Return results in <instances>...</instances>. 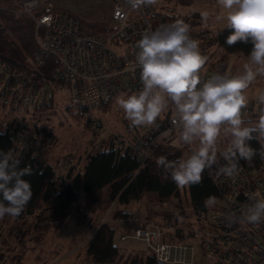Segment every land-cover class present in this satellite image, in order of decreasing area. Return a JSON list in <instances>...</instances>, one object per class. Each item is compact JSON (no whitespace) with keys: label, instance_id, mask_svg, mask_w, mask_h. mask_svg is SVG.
I'll list each match as a JSON object with an SVG mask.
<instances>
[{"label":"built area","instance_id":"built-area-1","mask_svg":"<svg viewBox=\"0 0 264 264\" xmlns=\"http://www.w3.org/2000/svg\"><path fill=\"white\" fill-rule=\"evenodd\" d=\"M7 5L15 6L14 13L34 20L36 41L29 57L32 65L21 66L0 55V132L12 137L14 154L48 150L54 140L52 134L41 136L26 127L23 118L12 121L14 118L5 112L25 116L26 111L49 107L61 96L70 106L95 110L122 92L139 90L136 41L144 31L176 21L165 18L155 5L134 6L132 0H112L108 29L95 36L81 30L78 18L55 11L52 0H0V30ZM213 74L216 73L201 70L204 79ZM254 105L255 97L249 98L250 115ZM173 112L171 106L164 123L130 126L127 133L132 138H121L122 146L144 159L158 136L179 132L171 122ZM74 162L73 154H66L56 166L68 171ZM215 182L222 190L221 208L208 212L204 225L176 229L171 223L145 222L120 239L143 241L166 264H192L198 255L210 258V264H264V223L250 225L228 218L229 214L240 217L241 210L250 203V193L264 198V173L240 167L238 175L216 177ZM175 230L182 231L180 237H174Z\"/></svg>","mask_w":264,"mask_h":264},{"label":"clouds","instance_id":"clouds-1","mask_svg":"<svg viewBox=\"0 0 264 264\" xmlns=\"http://www.w3.org/2000/svg\"><path fill=\"white\" fill-rule=\"evenodd\" d=\"M134 6H151L157 0H132ZM215 19L233 29L226 44L252 45L243 70L216 73L204 79L201 70L208 61L199 41L190 35V25L182 19L146 30L136 41L135 67L139 70V90L122 92L116 103L132 127L154 126L171 105L172 124L179 129V142L189 154L177 159L160 156L156 160L179 188L202 182L203 173L232 178L240 172V161L264 160V143L253 148L251 141H264V90L255 96L251 118L247 90L264 77V0H217ZM207 23L209 12L200 13ZM222 28V29H223ZM223 142L226 146L221 149ZM223 161V163H221ZM13 151H0V219L19 217L31 201L33 174L30 166L20 168ZM240 217L229 214L231 222L244 220L250 225L264 223V198L256 193ZM216 203L215 196L205 206Z\"/></svg>","mask_w":264,"mask_h":264},{"label":"trees","instance_id":"trees-1","mask_svg":"<svg viewBox=\"0 0 264 264\" xmlns=\"http://www.w3.org/2000/svg\"><path fill=\"white\" fill-rule=\"evenodd\" d=\"M14 8L13 5H7V10L2 17L0 55L10 62L29 66L32 65L29 57L36 43L34 20L24 14L14 13L12 11ZM191 14L164 13V17L182 19L188 23L190 34L192 38L199 41L203 55H206L212 46L225 52L245 54L250 52L252 47L250 43L238 42L233 46L226 44V38L233 29L210 27L208 22L205 24L201 21L200 13L194 11ZM68 16L75 17L69 14ZM78 19L84 33L100 36L108 29L106 21ZM212 54L213 51L206 55L208 57L205 64L206 70L222 73L224 56L211 61ZM114 99L97 109L107 107ZM51 108L53 109V105L35 107L30 118H27V113L25 116L21 113L19 116L9 115L14 118L12 121L23 118L25 126L34 129L41 136L52 134L50 115H55L56 118L60 116V121L65 122L71 119L86 125H90L93 120L91 117L93 110L68 104L64 106L61 113ZM39 110L48 111L38 114ZM168 112L166 111V116L160 119L163 123L167 122ZM173 133L174 131H171L155 139L144 159L125 149L121 140L113 136L104 145L88 152L81 166L77 167L74 163L68 171H62L56 164L49 163L46 158L40 156V152H35L33 149L15 154L20 160V168L30 166L32 169L33 174L26 176L25 179L31 182L33 195L19 217L5 216L10 220L7 235L9 238L16 239L15 245H18L17 251L15 249L11 254L13 257L12 260L10 259V264H22V257H24L22 247L26 246V240L40 242L43 234L62 227L66 219H72L75 225L93 222L92 213L98 209H102L103 213L105 207H108L107 210L111 207L109 214L100 222L97 221L95 231L85 243V259L88 264H166L159 261L146 245L144 250L127 249L118 245L114 238L119 230L125 234L145 222L151 223L147 219H139L134 215L129 207L131 202L145 199L162 204L178 196L176 184L170 177L166 179L167 174L156 164L160 156H166L170 160L183 156L182 150L172 141ZM250 143L253 148H259L264 141L258 142L254 139ZM11 148L10 134L0 132V151L8 152ZM240 166L260 172L264 170V160L257 156L251 163L241 160ZM216 177L214 172L210 175L206 170L201 183L187 187L188 203L196 225L205 224L208 213V207L205 206L206 198L209 196H215L218 200L221 198L222 190L215 182ZM105 187L109 190L108 195L103 198ZM163 219L153 223H171L176 226V229L177 227L183 229L184 225L196 226L193 223L179 222L171 213L164 214ZM121 220L123 222L120 223ZM181 234V230L178 232L175 230L174 237L178 238Z\"/></svg>","mask_w":264,"mask_h":264},{"label":"rangeland","instance_id":"rangeland-1","mask_svg":"<svg viewBox=\"0 0 264 264\" xmlns=\"http://www.w3.org/2000/svg\"><path fill=\"white\" fill-rule=\"evenodd\" d=\"M199 1L203 2L204 0H193V3L186 4L185 7H182L180 6L182 3H179V0H157L155 6L163 13H179L184 11V13L190 15L191 12L198 11L195 5L196 2L198 4ZM52 2L55 11L58 13L75 15V17L82 18L86 21H106L108 23L112 14V0H52ZM208 22L210 21L208 20ZM212 51L213 57L210 58L211 61L224 56L222 59L224 64L222 73L231 72L236 74L243 70V64L247 60V54L225 52L216 46H212L210 50L207 51L206 55ZM211 71L215 73V70ZM259 90H264V77L257 78L247 91L256 95ZM116 98L117 97H115L107 107L92 111L91 117L93 120L90 125L76 123L71 119L64 122L60 121V116L56 118L55 115H50L54 142L50 149L40 152V156L46 158L49 163L56 164L57 160L62 156L73 154L75 157L74 163H76L78 167L83 164L88 152L94 150L98 146L104 145L111 137L114 136L119 140L121 138H132V135L127 133L130 122L125 119L122 109H120L116 103ZM66 104V98L61 96L60 98L54 99L52 105L53 109L61 113ZM170 107L171 105H169L166 111H169ZM53 109L51 108V110ZM33 111H35V109L28 110L27 118L31 117ZM47 111L48 110H39L37 112L41 114ZM166 111L161 114L157 122L161 121L160 119L166 116ZM1 114L2 111L0 110V116ZM5 114L9 115V113L6 112ZM97 123L99 124L97 125ZM179 134V132L175 131L172 135V141L182 150V155L186 156L189 154V149L179 142ZM161 137L162 135L158 136L156 139ZM225 146L226 145L221 142V149ZM260 172L264 173V170ZM108 190V187L103 189V198L108 195ZM178 191V196L168 203L158 204L155 201H146L143 199L131 202L129 207L136 217L139 219H147L150 222L163 221V215L171 213L179 222H188L196 225L194 224L195 219L192 209L188 203V188L178 187ZM107 208L105 207L103 209V211L105 210L103 213L101 212L102 209L94 211L92 213L93 222L75 225L72 219H66L62 227L43 234L40 242L36 243L26 240V246L22 247L24 249L22 264H88L85 259V243L95 231L98 222L105 219L106 215L109 214L111 207H109L108 210ZM220 208L221 201L216 199L215 205L208 207V212H216L219 211ZM9 229L10 220L6 217L0 219V264H10L11 258L13 257L11 255L12 252L18 249V245H15L16 239L12 237L9 238L7 235ZM114 241L127 249H145L143 241L129 237L121 240L118 233H116ZM210 263V258L198 255L192 264ZM185 264H188V262Z\"/></svg>","mask_w":264,"mask_h":264},{"label":"crops","instance_id":"crops-1","mask_svg":"<svg viewBox=\"0 0 264 264\" xmlns=\"http://www.w3.org/2000/svg\"><path fill=\"white\" fill-rule=\"evenodd\" d=\"M179 3H182V7H185L186 4H191L193 3V0H179ZM195 8L199 11H195V12H198V13H201L202 11H208L210 16H209V26L210 27H214L216 29H220V28H223L224 26V22L222 21H217L215 19V16L218 14V4H217V0H204L203 2L199 1L198 4L196 2V5H195ZM180 13H184V11H181ZM203 69H207L205 66L203 67ZM247 95L249 98H252V97H255L256 95H253L251 93H249L247 91ZM121 232V230H119ZM118 231V234H119V238L121 236L122 233H120Z\"/></svg>","mask_w":264,"mask_h":264}]
</instances>
